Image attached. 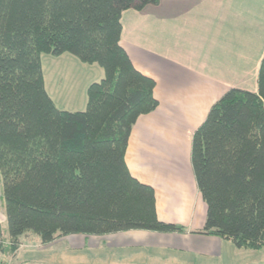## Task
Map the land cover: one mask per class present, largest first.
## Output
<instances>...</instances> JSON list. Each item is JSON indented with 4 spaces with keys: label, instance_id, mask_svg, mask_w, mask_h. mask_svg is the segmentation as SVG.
<instances>
[{
    "label": "trees",
    "instance_id": "obj_1",
    "mask_svg": "<svg viewBox=\"0 0 264 264\" xmlns=\"http://www.w3.org/2000/svg\"><path fill=\"white\" fill-rule=\"evenodd\" d=\"M158 0H0V176L10 239L50 245L71 235L143 230L159 222L153 190L125 164L137 119L157 108L155 83L120 45L121 16ZM97 64L85 111L56 108L42 55ZM192 168L206 205L201 234L238 250L264 247V56L258 91L229 90L192 138ZM264 264V263H262Z\"/></svg>",
    "mask_w": 264,
    "mask_h": 264
},
{
    "label": "crops",
    "instance_id": "obj_2",
    "mask_svg": "<svg viewBox=\"0 0 264 264\" xmlns=\"http://www.w3.org/2000/svg\"><path fill=\"white\" fill-rule=\"evenodd\" d=\"M121 25L120 45L133 67L154 81L157 102L134 124L125 164L134 179L153 190L159 222L184 231L84 236L80 247L101 252L96 264H237L242 250L201 234L206 205L193 173L192 138L229 90L257 93L264 0H158L140 11L123 12ZM59 58L65 64L59 76L67 85L81 82L86 105L87 89L104 78L103 69L65 54ZM49 79L56 81L51 74ZM49 90L55 96L54 87ZM6 228L0 204V252L15 258L20 250L9 251Z\"/></svg>",
    "mask_w": 264,
    "mask_h": 264
},
{
    "label": "rangeland",
    "instance_id": "obj_3",
    "mask_svg": "<svg viewBox=\"0 0 264 264\" xmlns=\"http://www.w3.org/2000/svg\"><path fill=\"white\" fill-rule=\"evenodd\" d=\"M65 56L69 57L72 55L65 54ZM57 58L58 57H53L51 55L41 56L42 72L44 75L43 78L45 80V90L47 89V91L50 92V87L51 91L53 92L54 87L55 96H53L54 94L52 95V93L47 94L52 96V98L55 100L54 104L56 105V108L61 111H85L86 100L83 101V99L81 98V82L75 81L73 82L74 85H67V83L63 81L64 76H59L60 71L58 70H62L65 67V64L63 63L64 59ZM51 61H53V63H50ZM77 61L81 63L79 60ZM93 65L98 66L97 64ZM50 74L53 76V80H56L54 84L52 83V81L50 82ZM0 204L4 206L1 176ZM83 238H85L84 235H71L45 246L41 244L40 239L36 235L29 234L20 239L21 243L18 247L20 252L15 258L5 256V254L0 252V264H96L99 261V255L101 254V252L95 251L94 248L82 250V248L80 247V241L83 240ZM90 240L91 239H87L88 243H90ZM262 263H264V247L261 250H242L241 258L240 260H238L237 264Z\"/></svg>",
    "mask_w": 264,
    "mask_h": 264
}]
</instances>
